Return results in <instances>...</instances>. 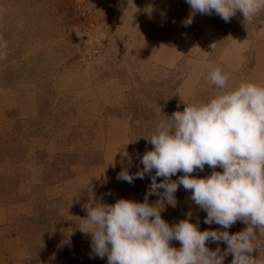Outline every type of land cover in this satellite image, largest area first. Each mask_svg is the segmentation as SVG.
I'll use <instances>...</instances> for the list:
<instances>
[{"label": "rangeland", "instance_id": "obj_1", "mask_svg": "<svg viewBox=\"0 0 264 264\" xmlns=\"http://www.w3.org/2000/svg\"><path fill=\"white\" fill-rule=\"evenodd\" d=\"M190 11L186 0H0V264H107L79 231L84 206L144 202L155 171L131 184L118 174L143 169L164 115L241 83L264 87V11L251 22L197 13L185 26ZM215 67L229 74L225 89L207 79ZM174 195L161 213L170 226L189 213L200 231L247 226L205 224L191 191ZM252 256L264 264V247Z\"/></svg>", "mask_w": 264, "mask_h": 264}, {"label": "clouds", "instance_id": "obj_2", "mask_svg": "<svg viewBox=\"0 0 264 264\" xmlns=\"http://www.w3.org/2000/svg\"><path fill=\"white\" fill-rule=\"evenodd\" d=\"M190 5L185 26L199 14H217L229 22L239 11L251 22L264 11V0H186ZM7 42L0 38V49ZM218 89L228 85L229 74L215 67L207 76ZM153 146L140 158L143 169L135 175L122 170L118 178L128 183L151 176L144 202L118 199L114 204L93 200L86 204V217L79 228L91 237L95 256L107 257V264H223L232 255L231 264H256L252 253L264 247L258 236L264 234V87L241 83L206 103L185 105L157 125L147 139ZM207 165L211 175L196 178L191 174ZM221 168L223 171H215ZM178 172L177 181L171 178ZM157 178H163L157 183ZM191 191V200L207 213L205 224L228 229L237 221L246 228L228 231H200L188 218L169 225L161 217L165 204L175 207L179 186ZM163 191L160 192L159 190ZM157 195L154 203L148 197ZM257 230L259 235H257ZM71 233L62 244L68 243ZM180 242L179 249L170 242ZM224 242L210 250L206 243Z\"/></svg>", "mask_w": 264, "mask_h": 264}]
</instances>
